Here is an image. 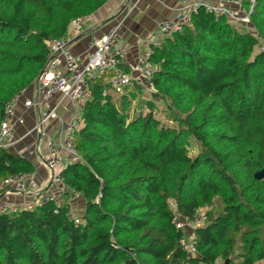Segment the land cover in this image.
<instances>
[{"label": "trees", "instance_id": "obj_1", "mask_svg": "<svg viewBox=\"0 0 264 264\" xmlns=\"http://www.w3.org/2000/svg\"><path fill=\"white\" fill-rule=\"evenodd\" d=\"M109 1L0 0V126L5 106L35 84L49 42ZM242 5L255 31L200 6L152 47L150 100L135 83L115 92L111 72L90 80L75 131L81 161L62 171L66 194H85L81 221L67 199L0 211V264H264V179L254 176L264 169V0ZM35 172L0 148V183ZM204 208L191 255L173 219Z\"/></svg>", "mask_w": 264, "mask_h": 264}, {"label": "built area", "instance_id": "obj_2", "mask_svg": "<svg viewBox=\"0 0 264 264\" xmlns=\"http://www.w3.org/2000/svg\"><path fill=\"white\" fill-rule=\"evenodd\" d=\"M182 2L183 4L174 11L172 18L164 19L157 24L156 30L146 42L147 54L140 58L138 63L132 65L129 72H124L119 66L120 62L126 58V50L119 44L120 25L107 34L94 38L89 44L90 50L79 56L72 54L70 46L81 33L84 25L82 18H73L67 35L49 42V58L34 84L36 98H27L24 101L26 108L36 106L41 109L40 120L24 136L30 133H36L38 136L44 135V127L52 119H57L62 123L56 139L48 137L45 140V147L49 154V159L45 163L49 173L50 186L45 193L39 192L40 185L35 174H18L3 183L7 188L3 193L4 198L11 194L34 195L35 199L41 196L37 200L38 203L42 200L61 203L62 199H67L71 203L75 199L84 198L85 194L81 191L71 190L66 194L67 189L62 171L69 162L81 161L74 146L75 131L82 124L84 104L91 97L89 82L92 78L111 72L109 81L117 93H122L133 83L144 87L152 85L154 64L149 59L152 47L160 46L164 37L190 25L192 14L200 6L217 14L225 15L234 27L236 24L247 26L251 22L250 12L244 9L242 0H182ZM58 95L60 96L58 103L54 107L48 106L49 100ZM20 96L21 94L5 106V117L0 126V148L13 149L23 138L19 139L15 134L17 125L25 123L24 115L16 111V103ZM64 99H68L74 107L68 120L61 119L59 112V107ZM65 153L70 157L68 160L64 156ZM30 154H35L45 160L39 143L30 150ZM35 204L34 201L4 204L0 205V211H16L24 207L34 208ZM169 206H173L172 201L169 202ZM175 207L174 205L173 208ZM204 210L205 208L200 210L194 220H189L179 213H176L173 219L178 228L188 232L181 239V245L183 250L191 255L197 253L194 245V230L197 225L204 222ZM75 218L77 222L81 221V216H75Z\"/></svg>", "mask_w": 264, "mask_h": 264}, {"label": "crops", "instance_id": "obj_3", "mask_svg": "<svg viewBox=\"0 0 264 264\" xmlns=\"http://www.w3.org/2000/svg\"><path fill=\"white\" fill-rule=\"evenodd\" d=\"M126 3V7L122 9ZM182 4V0H110L100 10L84 19L81 33L71 44L70 50L74 56L84 54L90 50L89 44L94 38L101 37L120 25L118 32L120 36L119 44L126 50V58L123 62L130 69L132 65L138 63L140 58L147 54L148 46L146 42L156 30L157 24L164 19L172 18L174 11ZM112 16L115 17L110 19ZM27 98H36L35 85L23 92L16 103V111L24 115L25 123L16 127V136L19 139L23 138L12 150L32 161L36 167L37 182L43 186L42 193H45L50 186L49 173L45 163L49 159L45 140L48 137L56 139L62 123L57 119H52L45 125L44 135L38 136L36 133H30L24 136L28 130L38 124L41 114V109L36 106L30 108L24 106V101ZM59 100L60 96L58 95L50 99L47 104L54 107ZM73 110L74 107L70 101L64 99L59 107L61 119L68 120ZM38 143L45 160L35 154H30V150L34 149ZM64 156L67 160L70 158L66 153ZM9 196L4 198L2 194L0 205L9 204V201L13 204L35 199L34 195L11 194Z\"/></svg>", "mask_w": 264, "mask_h": 264}, {"label": "rangeland", "instance_id": "obj_4", "mask_svg": "<svg viewBox=\"0 0 264 264\" xmlns=\"http://www.w3.org/2000/svg\"><path fill=\"white\" fill-rule=\"evenodd\" d=\"M235 27L236 28L239 27V28H237L238 30H245L246 29V30H250V31L251 30L255 31V29H253V26L251 24L250 25L248 24L247 26L236 24ZM260 39H261V43L258 46V49L259 50H263V48H264V39L261 38V37H260ZM152 93H153V86L152 85L147 86V87L143 86L142 99H149V100L152 99V96H151ZM140 98L141 97H139L137 100H135L133 102V104L131 105V108H130L131 116H132V114L134 113L135 110H139L138 107L141 104L140 103V101H141ZM155 103L157 105V109H156L157 113H161V117H163V118L166 117L167 116L166 115V108H167L166 102H164L161 99H156ZM144 110H146V109L144 108ZM195 153H196V147L193 146L191 148V154H195ZM39 187H40V191L39 192H42L43 191V186L40 185ZM6 189L7 188L4 186V184L1 183L0 184V191H2V194L6 191ZM24 196H27V195H24ZM8 197H10V196H8ZM8 203L11 204L10 201ZM84 203H85V201L83 199H75V200H73L71 202L72 214L75 215V216H79L80 217V215H82V213L84 211ZM172 203H173V206H171V207L173 208L175 204H174L173 201H172ZM219 264H222V263L220 262Z\"/></svg>", "mask_w": 264, "mask_h": 264}, {"label": "water", "instance_id": "obj_5", "mask_svg": "<svg viewBox=\"0 0 264 264\" xmlns=\"http://www.w3.org/2000/svg\"><path fill=\"white\" fill-rule=\"evenodd\" d=\"M126 5H127V3L124 4V6H123L122 9H124V8L126 7ZM114 17H115V16H112L110 19H113ZM254 176H255V178L258 179V180H262V179H264V169H261V170L257 171V172L255 173Z\"/></svg>", "mask_w": 264, "mask_h": 264}]
</instances>
